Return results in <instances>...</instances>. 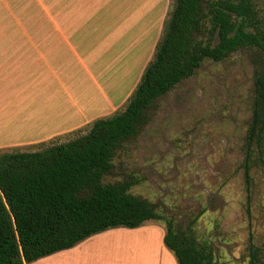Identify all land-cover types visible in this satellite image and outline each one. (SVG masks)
Here are the masks:
<instances>
[{"label": "trees", "instance_id": "1", "mask_svg": "<svg viewBox=\"0 0 264 264\" xmlns=\"http://www.w3.org/2000/svg\"><path fill=\"white\" fill-rule=\"evenodd\" d=\"M170 5L153 57L122 109L66 142L0 153V264H30L91 236L146 222L165 223L163 241L177 264H217L193 234L203 211L179 230L154 204L129 193L135 180L103 183L116 151L148 123L157 99L196 75L205 61L218 63L239 50H255L261 66L245 176L253 153L264 166V3L261 11L255 0H171ZM248 251V264H264V245L250 244Z\"/></svg>", "mask_w": 264, "mask_h": 264}, {"label": "crops", "instance_id": "2", "mask_svg": "<svg viewBox=\"0 0 264 264\" xmlns=\"http://www.w3.org/2000/svg\"><path fill=\"white\" fill-rule=\"evenodd\" d=\"M149 1L37 0L41 12L1 28L0 149L63 139L122 109L171 3ZM164 235L154 222L112 229L30 264H177Z\"/></svg>", "mask_w": 264, "mask_h": 264}, {"label": "rangeland", "instance_id": "3", "mask_svg": "<svg viewBox=\"0 0 264 264\" xmlns=\"http://www.w3.org/2000/svg\"><path fill=\"white\" fill-rule=\"evenodd\" d=\"M36 3L0 0V29L6 32L13 23L19 28V19L42 11ZM263 3L255 0L259 11ZM257 57L255 50H239L218 63L205 61L196 75L154 102L148 123L116 151L103 178L104 184L135 180L129 193L154 204L179 230L203 211L193 234L217 264H248L249 245H264V166L253 153L248 176L243 168L254 81L261 70ZM89 126L50 142H66Z\"/></svg>", "mask_w": 264, "mask_h": 264}]
</instances>
